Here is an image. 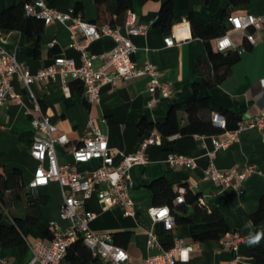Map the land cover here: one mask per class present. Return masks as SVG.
Masks as SVG:
<instances>
[{"label": "crops", "instance_id": "obj_1", "mask_svg": "<svg viewBox=\"0 0 264 264\" xmlns=\"http://www.w3.org/2000/svg\"><path fill=\"white\" fill-rule=\"evenodd\" d=\"M23 1L25 0H0V12ZM165 1L167 0H130L129 14L132 15L136 26L145 28L144 34L131 38L135 46L132 59L137 65L147 62L157 68L160 82L171 85L169 99L161 100L153 109H148L147 77L117 80L114 86L104 85L100 89L99 101L91 104L87 103L83 91L77 93L76 89H70L72 80H68V91H63L59 76L54 80L31 84L30 91L38 101L42 113L47 115L55 126L53 136L65 135L68 139L66 145L55 146L60 164L71 163V151L89 135V121L107 137L111 149L124 155L138 151L142 140L155 137L156 143L144 151L147 163L135 165L129 170L132 183L129 198L133 204L134 217H124L118 207L105 209L95 195L85 202V208L96 215L89 223L92 232L110 236L117 232H131L129 243L122 248L128 255V264H143L148 257L160 253L156 248L147 247V231L152 228L151 225L149 227L151 220L147 211L154 207L148 185L158 178L167 179L174 189L187 188L194 194H200L201 202L222 216L230 232H237L244 239L237 250L232 252L223 249L219 241L194 242L189 236L188 227L174 225L171 230L174 245L179 243L183 247H191L192 251L183 255L178 251L174 252L173 264H257L254 254H264V219L258 224H253L250 218L257 212L260 198L264 197V130L246 128L238 133L236 140L216 150L211 142L212 137L189 135L176 136L169 140L158 135L156 131H144L140 134L137 124L140 119L151 123L162 122L172 105L188 99L193 83L198 84L200 97L209 98L213 115H219L218 111L222 109L243 108L242 121L247 122L264 110V28L249 30L253 45L247 43L245 32L227 33L234 47L238 50L244 48L245 52L240 61L232 67L231 74L220 84L209 88L207 77L211 74V66L206 57L205 45L200 39L190 35L188 40L179 45L170 48L165 46L163 40L170 32L165 33L156 26L159 10ZM170 1L175 25L172 29L188 23L187 17L190 13L202 26L219 21L227 23L228 16L264 14V0H245L237 6H230L229 0ZM45 2L48 8L60 13H66L78 5V14L84 22L92 24L96 19L93 0ZM119 34L127 37L122 27ZM2 36L6 40L5 49L14 53L16 60L22 63L31 75L51 66L56 58L72 59L76 67L81 65V53L69 47L70 33L67 27L60 23L53 22L45 26L40 37L37 59L26 56L27 45L21 33L13 31ZM77 40L81 42L83 36L77 35ZM213 41L211 46L214 48ZM114 47V40L104 36L90 43L85 53L88 56H98ZM92 66L97 70L100 68V62L94 60ZM11 84L21 95L24 106L32 110L22 85L15 78ZM24 106L10 104L0 109V173L19 171L21 183L25 187L24 192L29 191L42 201L38 205L41 219L48 224L54 222L59 229H64L67 223L59 218L62 196L57 183L51 182L33 192L27 187L33 179L37 163L30 156L34 133L30 118L24 114ZM219 139L223 140L224 137ZM170 141L174 142L172 146L169 145ZM170 154L192 159L194 167H170L167 163ZM114 161L118 163L120 158L117 156ZM209 165L218 171L241 170L252 165L256 172L240 182L239 192L233 184L223 187L205 180L204 171ZM96 167L97 163H90L80 165L79 168L77 166L75 170L82 174ZM26 207L24 198L14 202L9 193L6 194L3 209L11 216L22 217ZM257 236L260 237L259 240L252 242ZM38 240L42 239L29 236L27 243L32 245ZM181 256H186V259ZM30 257L29 249L22 259L18 257L15 248L0 246V264H27ZM92 264L106 263L96 258Z\"/></svg>", "mask_w": 264, "mask_h": 264}, {"label": "built area", "instance_id": "obj_2", "mask_svg": "<svg viewBox=\"0 0 264 264\" xmlns=\"http://www.w3.org/2000/svg\"><path fill=\"white\" fill-rule=\"evenodd\" d=\"M24 12L28 16L36 17L43 21L44 26L53 22L65 25L70 33L71 43L69 47L75 48L81 53V65L76 67L72 59L56 58L53 64L35 75H31L26 67L19 63L15 54L6 50V40L0 37V109L6 105L16 104L24 106L20 94H18L11 82L15 78L22 85L28 95V101L32 110L24 106V114L30 118V125L34 137L30 146V156L37 163L33 179L28 184V189L34 191L45 187L49 183H57L61 191L62 203L59 208V218L67 223L64 229H59L52 222L49 224L52 230L50 240H38L28 245L31 257L27 264H62L66 255L67 247L76 239L80 238L82 244L91 254L106 264H128V255L120 247L112 243V238L107 234H96L89 228L96 215L85 208V202L95 195L97 200L105 209L118 207L124 217H134L133 204L129 198V191L132 183L129 170L135 165H144L147 159L144 151L148 146L156 143L155 137L144 139L140 142L139 150L130 155H124L108 146L107 137L89 121V135L70 153L71 163L60 164L58 162L55 146H64L68 143L65 135L54 137L55 126L51 119L42 113L40 105L30 91V85L41 83L47 80H54L60 77L63 91H68V80L78 81L83 86L84 97L87 103H97L100 97V89L104 85L114 86L117 80H128L140 77H147V103L148 109H153L161 100L169 99L171 96L170 83L160 82V75L157 68L144 63L137 65L132 57L135 53V46L131 38L145 33V28L135 25L132 15L128 13L125 24L122 27L127 37L119 34V29H111L108 26L97 28L95 25L84 22L80 15L73 14V9L66 13H60L47 7L45 0H31L24 4ZM226 21L229 25V32H245V39L248 44L253 45V37L249 33L251 29L264 28V14L261 15H237L228 16ZM77 35H82L83 40L79 42ZM190 30L187 24L180 25L171 30L164 38L167 48L179 45L190 38ZM110 37L115 42V47L109 52L88 56L85 51L90 43L99 40L101 37ZM214 50L224 52L235 49L228 34L214 39ZM245 52L244 48L238 50V55ZM98 60L100 68L93 69L92 62ZM213 123L223 126L224 120L219 115H213ZM246 128H257L264 130V110L256 114L247 122H240L233 131L226 132L219 138L212 137L211 142L214 149L224 148L236 140L240 131ZM176 135L169 137L173 140ZM120 158L115 163L116 157ZM97 163V167L85 173H78L75 169L79 165ZM167 163L172 168L181 166L194 167L192 159H186L175 154L168 155ZM255 167L248 165L241 170L230 169L218 171L212 165L204 171V179L228 187L233 184L241 192L240 182L255 174ZM184 188L177 190V196L173 203L183 202ZM152 223H161L165 230H172L174 220L168 207H153L147 211ZM243 236L237 232H230L219 240L223 249L235 252ZM147 247L158 249L160 253L148 257L143 264H173L174 252L180 255L192 251L191 247H183L175 243L169 251H161L157 237L152 228L147 231ZM186 259V256H181Z\"/></svg>", "mask_w": 264, "mask_h": 264}, {"label": "trees", "instance_id": "obj_3", "mask_svg": "<svg viewBox=\"0 0 264 264\" xmlns=\"http://www.w3.org/2000/svg\"><path fill=\"white\" fill-rule=\"evenodd\" d=\"M29 2L30 0H25L0 12V37L13 31L21 33L27 45L26 56L37 59L39 58L40 37L45 26L42 20L25 14L24 4ZM93 2L96 7V19L92 23L93 25L97 28L108 26L111 29L124 26L129 13L130 0H93ZM243 2L245 0H229V5L237 6ZM78 10L79 6L77 5L73 8V14L76 15ZM187 22L191 37L200 39L205 45L206 57L211 66V74L207 77L208 87L211 88L220 84L231 74L232 67L241 59L237 48L217 52L211 46L212 40L229 32V25L219 21L208 26H202L195 20L192 13L188 15ZM173 25V6L172 2L167 0L161 5L156 26L168 33L175 26ZM199 65L200 62L198 61L197 66L199 67ZM69 85L72 91L73 89H76L77 93L83 91V86L78 81H73ZM243 112V108L219 110L218 114L223 118L224 124L223 126L215 125L209 98L200 97L199 86L197 83H193L188 99L172 105L162 122L151 123L145 119H140L137 129L140 134L144 131H156L158 135L164 138L174 135L219 138L226 132L237 128L238 124L242 122ZM173 144V141L169 142L170 146ZM170 151L173 150L170 149ZM24 188L19 171L0 173V246L2 248H15L18 257L22 259L28 251L27 239L29 236L42 240L52 238V230L48 222L41 219L38 212V205L42 202L40 197L29 191L24 192ZM148 189L151 193L152 205L154 207H168L174 225L188 227L189 236L194 242L219 241L230 233V229L222 216L216 210L208 209L201 202L200 194H194L191 190L184 188L183 202L174 204L177 189H174L165 178L152 181L148 185ZM7 193L14 202L24 198L27 207L22 217L11 216L8 211H4ZM250 219L253 224H258L264 219V197L260 198L258 210ZM150 225L157 236L161 249L163 251L171 250L174 247L171 230H165L159 222H150L149 227ZM111 238L115 246L125 248L130 241L131 232H117ZM254 258L257 264H264V254L255 253ZM95 260L96 258L78 238L67 247L62 264H92Z\"/></svg>", "mask_w": 264, "mask_h": 264}, {"label": "clouds", "instance_id": "obj_4", "mask_svg": "<svg viewBox=\"0 0 264 264\" xmlns=\"http://www.w3.org/2000/svg\"><path fill=\"white\" fill-rule=\"evenodd\" d=\"M259 236L255 237V239L252 242L258 241L259 240Z\"/></svg>", "mask_w": 264, "mask_h": 264}, {"label": "rangeland", "instance_id": "obj_5", "mask_svg": "<svg viewBox=\"0 0 264 264\" xmlns=\"http://www.w3.org/2000/svg\"><path fill=\"white\" fill-rule=\"evenodd\" d=\"M80 167V165L78 166V168Z\"/></svg>", "mask_w": 264, "mask_h": 264}, {"label": "water", "instance_id": "obj_6", "mask_svg": "<svg viewBox=\"0 0 264 264\" xmlns=\"http://www.w3.org/2000/svg\"><path fill=\"white\" fill-rule=\"evenodd\" d=\"M33 192V191H32Z\"/></svg>", "mask_w": 264, "mask_h": 264}]
</instances>
